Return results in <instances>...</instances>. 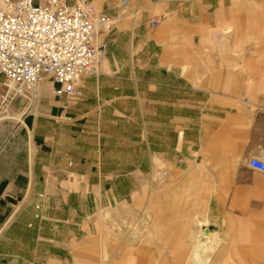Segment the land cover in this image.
I'll return each instance as SVG.
<instances>
[{"label": "crops", "instance_id": "obj_1", "mask_svg": "<svg viewBox=\"0 0 264 264\" xmlns=\"http://www.w3.org/2000/svg\"><path fill=\"white\" fill-rule=\"evenodd\" d=\"M86 1L121 20L96 35L103 56L81 79L80 96L52 95L56 85L46 81L27 98L0 103V247L12 230L39 239L40 201L59 208L67 193L109 192L117 205L123 176L143 178L160 166L200 174L209 161L217 170L210 207L246 209L249 234L264 240V174L247 168L264 160V56H208L198 69L178 55L197 42L212 52L224 37L227 48L240 47L250 30H264V0ZM4 81L0 73V98Z\"/></svg>", "mask_w": 264, "mask_h": 264}, {"label": "rangeland", "instance_id": "obj_2", "mask_svg": "<svg viewBox=\"0 0 264 264\" xmlns=\"http://www.w3.org/2000/svg\"><path fill=\"white\" fill-rule=\"evenodd\" d=\"M94 4L97 6L96 3ZM108 17L112 23L109 29L121 20L119 15ZM250 32L251 39H245V42L241 40V45L237 41L236 44L240 47L236 49L227 48L231 43L224 37L222 47L215 48L212 52L209 49H201L200 43L197 42L195 46L188 45L183 48L181 46L178 55L197 61L198 69L201 59L208 56L226 58L264 56L263 26H256ZM170 43L175 44V47L169 50L170 55H175L178 41L171 39ZM186 67L191 69L192 66ZM193 67H196V64ZM194 83L199 85L201 82L198 80ZM126 159L128 158L120 161L123 173ZM129 160L130 163L137 162L136 158ZM207 165V171L201 170L200 174L198 171L175 175L174 172L160 166L161 168H155L143 178L138 179L133 175L123 176L121 178L123 184L117 186L122 190L118 192L117 205L110 206L109 192L67 193L63 205L59 208L48 207L40 201L39 205L34 206L39 215L38 221H43V229L36 232L40 234L39 239L37 235L12 230V239L9 242L2 241L4 245L0 247L1 251H6L11 257L1 254V264H6V260L9 261L8 264H111L112 262L121 264L127 249H132L137 264L141 261H143L141 264H145L149 259L154 260L160 256L158 248L162 243H167L170 250L173 238L176 240L178 237L194 234L199 228L195 222L202 219L204 214L213 223L217 219V208L210 207L213 202L211 200L215 197V193L211 190L215 189L216 184V162L209 161ZM229 165L238 167L239 164L231 162ZM130 172H133L132 167ZM226 179L232 178L226 177ZM137 180V190L130 194L128 189H132V182ZM209 192L212 195L209 196ZM122 205L126 206V214L121 210ZM207 206L211 208L209 211ZM220 211L225 219L221 227L222 232L227 234L231 243L224 242L219 247L212 259L214 261L217 258L214 264H264V240L257 239L262 235L253 234L252 240L244 238V233L248 229L247 210L228 208ZM146 213H149L150 218L146 217ZM112 222H125L127 226L132 224L133 229L139 234V240L131 247L129 244L122 245L118 242L120 241L118 238L116 245L123 252L114 261H110L113 252L110 235ZM27 227L28 230L34 229L31 224ZM211 228L212 226L209 229L212 230ZM184 244L185 248H188L187 240ZM168 249L166 248V252ZM168 255L169 253H166L165 257L170 260L171 257Z\"/></svg>", "mask_w": 264, "mask_h": 264}, {"label": "built area", "instance_id": "obj_3", "mask_svg": "<svg viewBox=\"0 0 264 264\" xmlns=\"http://www.w3.org/2000/svg\"><path fill=\"white\" fill-rule=\"evenodd\" d=\"M111 24L86 0H0L1 106L27 98L46 81L56 85L52 95L80 96L81 79L96 73L103 56L95 37ZM247 168L264 174V160H249Z\"/></svg>", "mask_w": 264, "mask_h": 264}, {"label": "bare ground", "instance_id": "obj_4", "mask_svg": "<svg viewBox=\"0 0 264 264\" xmlns=\"http://www.w3.org/2000/svg\"><path fill=\"white\" fill-rule=\"evenodd\" d=\"M216 168V166H215ZM216 190H217V183L215 184V189L213 188L211 192L215 193L216 196ZM211 192H209V196L212 195ZM196 207V206H195ZM209 209H211L209 206H207ZM215 207H212V209ZM125 214L126 206L122 205L121 209ZM217 219L214 220V223L211 222L207 215L204 214V217L202 219L196 220V225L199 227L198 230L192 234L187 236L178 237V239H172L171 240V249H168L167 243H162L160 245V248H158L160 252V256L158 258L149 259L145 261V264H210L213 262V264L216 262L217 258L212 261L214 256L217 253V250L219 247L225 242L230 244L231 241L226 233L222 232V225L224 224L225 219L221 215V211L217 209ZM188 214V212L186 213ZM117 215V214H116ZM116 215H114L116 217ZM192 216V214H191ZM112 218V215H110ZM119 217V215H117ZM146 217L150 218L149 213H146ZM114 221V220H113ZM112 228L110 230L111 240H112V248L113 252L111 255V260L114 261V259L119 258V255H122L123 251H120L116 245V242L118 241V238L120 239V242L122 245L127 246L128 244L133 246L135 242L139 240V234L138 231L134 230L132 227V224L126 225L125 222L117 223L112 222L111 223ZM212 224V225H211ZM210 226H212V230H210ZM128 228V230H127ZM125 229V230H123ZM215 229V230H214ZM125 231V232H124ZM124 232V234H122ZM137 232V233H136ZM244 232V231H243ZM252 235L249 234V229L245 231L244 238L248 240H252ZM188 238V239H187ZM169 239V238H167ZM188 242V248H185V242ZM166 248L168 249L166 252ZM120 251V252H119ZM166 253H169L168 256L171 257V259H167ZM143 261H141L142 263ZM115 262H112L111 264H114ZM140 263V264H141ZM121 264H137L136 260L134 258V252L132 249H127L123 255L122 263Z\"/></svg>", "mask_w": 264, "mask_h": 264}]
</instances>
